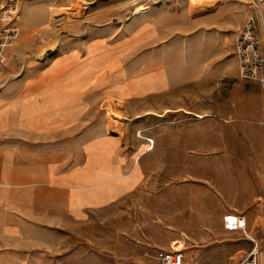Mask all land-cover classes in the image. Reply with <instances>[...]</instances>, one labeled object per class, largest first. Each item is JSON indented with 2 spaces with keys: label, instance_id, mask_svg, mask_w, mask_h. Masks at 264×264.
Returning <instances> with one entry per match:
<instances>
[{
  "label": "rangeland",
  "instance_id": "rangeland-1",
  "mask_svg": "<svg viewBox=\"0 0 264 264\" xmlns=\"http://www.w3.org/2000/svg\"><path fill=\"white\" fill-rule=\"evenodd\" d=\"M19 1L20 34L0 74V115L8 120L0 146L58 149L72 165L88 153L106 174L121 157L125 171L136 165L138 183L118 197L111 184V195L81 219L26 220L22 245L5 259L157 264L147 252L181 241L194 264V250L223 244L210 240V217L200 214L210 205L202 177L211 157L210 121L199 114L225 112L233 98L241 110L257 95L242 84L231 53L250 0ZM52 8L70 19L53 25ZM222 220L229 227V217ZM217 249V261L204 264H228L227 250Z\"/></svg>",
  "mask_w": 264,
  "mask_h": 264
},
{
  "label": "crops",
  "instance_id": "crops-1",
  "mask_svg": "<svg viewBox=\"0 0 264 264\" xmlns=\"http://www.w3.org/2000/svg\"><path fill=\"white\" fill-rule=\"evenodd\" d=\"M241 80L257 91L255 96L248 95V107L240 110L233 98L225 112L199 114L200 120L210 121V141L204 150L211 157L210 171L202 177L208 183L210 205L209 209L201 207L200 214L210 217V240L226 241L212 247L209 254L194 250V264L217 261V247L227 250L225 263L234 264L254 246L249 236L264 249V90L258 82ZM6 122L0 115L1 133ZM212 138H219V144ZM1 144L0 264L17 261L5 259L4 252L22 245L19 227L26 220L58 226L68 219H81L89 208L104 201L111 184L112 195L118 197L127 191L126 186L131 189L138 183L136 165L125 171L121 157L112 158L114 171L106 174L104 168L91 167L88 153L84 161L72 165L58 149L34 153L11 149L8 142ZM223 217H229V227L223 226ZM238 218L245 219L247 235L237 227ZM185 258L189 264L186 250Z\"/></svg>",
  "mask_w": 264,
  "mask_h": 264
},
{
  "label": "built area",
  "instance_id": "built-area-1",
  "mask_svg": "<svg viewBox=\"0 0 264 264\" xmlns=\"http://www.w3.org/2000/svg\"><path fill=\"white\" fill-rule=\"evenodd\" d=\"M252 11L246 16L236 33L232 54L238 62L239 77L258 82L264 90V0H250ZM21 5L19 0H0V74L6 64L8 50L20 34ZM237 227L244 233L246 221L238 218ZM247 235V234H246ZM252 249L238 264H264V249L255 238ZM185 245L176 241L169 248H155L150 254L157 264H187Z\"/></svg>",
  "mask_w": 264,
  "mask_h": 264
},
{
  "label": "bare ground",
  "instance_id": "bare-ground-1",
  "mask_svg": "<svg viewBox=\"0 0 264 264\" xmlns=\"http://www.w3.org/2000/svg\"><path fill=\"white\" fill-rule=\"evenodd\" d=\"M50 15L53 17L51 22L53 25L70 19L69 15L61 13L58 8H52Z\"/></svg>",
  "mask_w": 264,
  "mask_h": 264
}]
</instances>
